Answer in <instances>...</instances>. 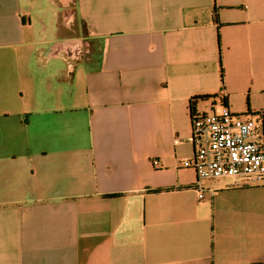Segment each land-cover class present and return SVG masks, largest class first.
<instances>
[{
	"label": "crops",
	"instance_id": "0c3cea01",
	"mask_svg": "<svg viewBox=\"0 0 264 264\" xmlns=\"http://www.w3.org/2000/svg\"><path fill=\"white\" fill-rule=\"evenodd\" d=\"M222 106L264 151V0H0V264H264V181L181 165Z\"/></svg>",
	"mask_w": 264,
	"mask_h": 264
},
{
	"label": "built area",
	"instance_id": "2783aa9c",
	"mask_svg": "<svg viewBox=\"0 0 264 264\" xmlns=\"http://www.w3.org/2000/svg\"><path fill=\"white\" fill-rule=\"evenodd\" d=\"M190 141L193 156L181 165L195 173L197 199L203 198L205 180L229 177L234 185L264 181V151L251 117L234 115L227 106L217 112H191Z\"/></svg>",
	"mask_w": 264,
	"mask_h": 264
},
{
	"label": "trees",
	"instance_id": "16d2710c",
	"mask_svg": "<svg viewBox=\"0 0 264 264\" xmlns=\"http://www.w3.org/2000/svg\"><path fill=\"white\" fill-rule=\"evenodd\" d=\"M208 97H195L193 100H196V99H207Z\"/></svg>",
	"mask_w": 264,
	"mask_h": 264
}]
</instances>
